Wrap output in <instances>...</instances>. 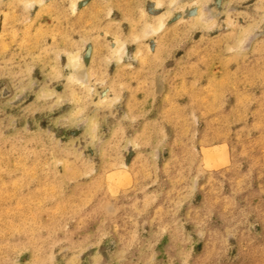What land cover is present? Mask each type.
<instances>
[{"label": "rangeland", "instance_id": "374dc122", "mask_svg": "<svg viewBox=\"0 0 264 264\" xmlns=\"http://www.w3.org/2000/svg\"><path fill=\"white\" fill-rule=\"evenodd\" d=\"M0 264H264V0H0Z\"/></svg>", "mask_w": 264, "mask_h": 264}, {"label": "bare ground", "instance_id": "6f19581e", "mask_svg": "<svg viewBox=\"0 0 264 264\" xmlns=\"http://www.w3.org/2000/svg\"><path fill=\"white\" fill-rule=\"evenodd\" d=\"M71 64H72V65H74V64H75V61H74V60H72Z\"/></svg>", "mask_w": 264, "mask_h": 264}]
</instances>
